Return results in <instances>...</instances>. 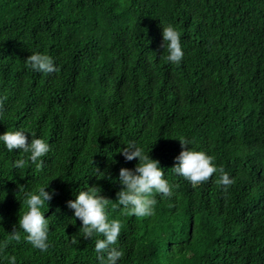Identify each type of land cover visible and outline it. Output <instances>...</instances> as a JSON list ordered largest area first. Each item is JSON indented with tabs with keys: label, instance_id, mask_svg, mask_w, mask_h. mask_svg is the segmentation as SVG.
Wrapping results in <instances>:
<instances>
[{
	"label": "trees",
	"instance_id": "trees-1",
	"mask_svg": "<svg viewBox=\"0 0 264 264\" xmlns=\"http://www.w3.org/2000/svg\"><path fill=\"white\" fill-rule=\"evenodd\" d=\"M168 24L181 33L179 64L161 48ZM35 52L59 71L26 67ZM3 95L0 135L21 129L51 150L40 171L14 168L30 154L0 142V242L19 230L26 192L49 183L54 194L41 209L47 251L21 231L0 264H99L103 237H81L66 202L95 184L118 203L119 170L138 163L119 152L129 142L159 161L174 196L155 194L143 218L108 206L123 224L117 264H264V0H0ZM181 139L234 179L227 193L219 173L194 187L171 171Z\"/></svg>",
	"mask_w": 264,
	"mask_h": 264
},
{
	"label": "clouds",
	"instance_id": "clouds-1",
	"mask_svg": "<svg viewBox=\"0 0 264 264\" xmlns=\"http://www.w3.org/2000/svg\"><path fill=\"white\" fill-rule=\"evenodd\" d=\"M162 38L161 48L167 51L165 59L170 63L179 64L184 55L181 46V33L172 24L164 25L162 26ZM25 64L26 67L36 72L51 74L59 71L51 56L39 52L30 54L25 59ZM6 100L7 95L0 96V117L4 115ZM0 142H3L9 152L17 149L19 152L30 154L27 160L23 157L15 160L14 168L22 169L26 164H31L40 171L44 166V161L41 158L51 150L50 145L42 138H32L29 142L26 132L21 129L5 131L0 135ZM179 142L183 150L175 158L176 162L171 171L184 177L194 187L208 181L214 173H219L218 183L227 193L228 188L235 181L230 178L223 167L216 166L214 157L204 151L189 148L187 140L181 139ZM119 152L125 161L135 159L138 163L134 169L122 167L119 170V183L122 188L116 193L118 203H112V200L102 196L101 188L95 184L81 190L75 200L66 202L67 206L74 210V217L81 221L82 226L79 229L81 237L85 240L103 237V239L97 238L95 241L96 259L99 264H117V261L123 256V253L115 247L123 224L119 219H109L108 206L110 204L113 209L122 206L121 211L125 215L143 218L153 215L154 206L157 203L155 194H161L169 199L174 196L172 191L174 185L169 184L164 178L165 173L159 166L158 160L150 158L148 153L146 154L134 142H129L128 146L123 147ZM96 172L100 176H104V173L99 172L98 169ZM46 187L38 186L25 193L24 203L28 210L19 215V230L17 225H14L7 238L0 242V252H4L13 241L21 242V231L26 234L23 238L34 248L41 252L47 251L50 223L49 218L45 219L41 209L45 205L48 207V202L52 200L54 191L50 194L45 190ZM71 243L78 244L79 241L74 237ZM7 258L9 264H16L14 255Z\"/></svg>",
	"mask_w": 264,
	"mask_h": 264
}]
</instances>
